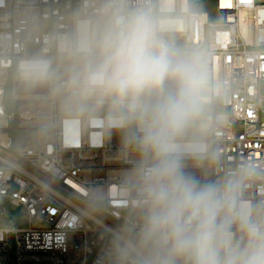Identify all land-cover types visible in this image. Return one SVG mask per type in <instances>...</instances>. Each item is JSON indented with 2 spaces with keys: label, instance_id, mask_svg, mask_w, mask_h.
<instances>
[{
  "label": "built area",
  "instance_id": "1",
  "mask_svg": "<svg viewBox=\"0 0 264 264\" xmlns=\"http://www.w3.org/2000/svg\"><path fill=\"white\" fill-rule=\"evenodd\" d=\"M178 42L204 49L218 93L198 176L238 178L242 201H264V0H158ZM103 0H0V264H106V227L129 212L121 178L131 153L107 113L66 110L22 81V61L67 65L58 38ZM202 6V10H197ZM27 135L17 146V136ZM248 170L250 173L246 174ZM106 198L102 212L98 197Z\"/></svg>",
  "mask_w": 264,
  "mask_h": 264
},
{
  "label": "clouds",
  "instance_id": "2",
  "mask_svg": "<svg viewBox=\"0 0 264 264\" xmlns=\"http://www.w3.org/2000/svg\"><path fill=\"white\" fill-rule=\"evenodd\" d=\"M178 23L158 0H103L58 38L63 70L41 54L18 71L66 110L103 109L131 153L129 212L104 230L106 264H264V201H242L238 178L189 169L213 155L203 136L218 85L206 51L175 39Z\"/></svg>",
  "mask_w": 264,
  "mask_h": 264
},
{
  "label": "rangeland",
  "instance_id": "3",
  "mask_svg": "<svg viewBox=\"0 0 264 264\" xmlns=\"http://www.w3.org/2000/svg\"><path fill=\"white\" fill-rule=\"evenodd\" d=\"M203 7L202 6H197V10H202ZM27 138V135H20V136H17V146H21V144L26 140ZM3 226H8L7 223H0V227H3Z\"/></svg>",
  "mask_w": 264,
  "mask_h": 264
}]
</instances>
